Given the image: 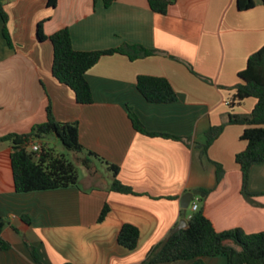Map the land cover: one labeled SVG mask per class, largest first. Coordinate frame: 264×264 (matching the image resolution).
Instances as JSON below:
<instances>
[{"label": "crops", "instance_id": "crops-1", "mask_svg": "<svg viewBox=\"0 0 264 264\" xmlns=\"http://www.w3.org/2000/svg\"><path fill=\"white\" fill-rule=\"evenodd\" d=\"M106 1L56 0L53 8L48 0L4 2L11 44L3 36L0 16V137L29 133L46 121L49 106L56 121L77 123L80 144L103 162L92 158L90 169L81 166L83 189L77 184L17 193L11 144L0 143V218L5 222L2 238L10 245L0 249V264H38L30 248L39 264H140L181 220L187 223L196 212L191 210L195 202L217 232H264V195L252 202L241 195L235 155L247 146L240 138L244 126H225L206 155L201 149L208 129L227 120L238 73L264 45L263 0H253L246 11L238 10L236 0H174L165 15L153 12L148 0ZM39 22L47 37L69 29L76 51L129 44L163 55L134 61L121 54L102 57L85 75L93 103L81 105L53 77L52 46L37 39ZM139 76L166 79L177 100L148 103L136 88ZM255 104L246 99L232 112L249 114ZM129 109L148 132L183 141L137 133ZM94 161L107 169L106 163L117 166L116 179L135 195L111 192L114 177L109 171L107 181L95 183L99 176L90 171ZM213 163L224 170L219 183ZM204 190L210 192L181 208L185 193ZM248 190L264 192V166L252 167ZM104 205L109 212L99 222ZM124 225L139 232L134 250L118 244ZM204 262L227 264V259L220 255Z\"/></svg>", "mask_w": 264, "mask_h": 264}, {"label": "trees", "instance_id": "trees-1", "mask_svg": "<svg viewBox=\"0 0 264 264\" xmlns=\"http://www.w3.org/2000/svg\"><path fill=\"white\" fill-rule=\"evenodd\" d=\"M0 0V16L3 22V36L10 45L9 34L6 29L7 15L3 9L4 2ZM112 0H107L109 4ZM173 0H148L150 9L165 15ZM239 11L253 8V0H236ZM56 0H48V7H55ZM264 4V0H263ZM43 22L37 25V39L48 40L53 50L51 72L53 77L68 87L75 95L76 102L81 105L93 103L90 86L85 78L86 73L104 56L121 54L131 61L147 58L154 55H163L160 51L147 49L141 45L123 44L117 48L99 51H76L72 46L69 29L62 28L50 36L42 31ZM193 73L192 69L189 68ZM239 83L231 88L234 91L228 106L230 112L227 120L218 126H213L205 133V143L201 146L206 155L207 149L220 136L227 125L244 126L241 140L246 141L245 150L235 155V162L241 172V195L249 202L262 193H251L248 190L249 174L252 167L264 166V45L254 52L247 60L245 68L238 73ZM136 88L141 96L152 104H168L177 100V95L169 82L164 78L139 76ZM253 98L256 104L249 114H235L232 109L244 100ZM128 117L133 129L148 137H162L183 141L180 137L168 134L148 132L134 112L129 109ZM51 138L57 140L71 155L84 154L79 159L80 165L90 169L92 158L103 162L96 154L85 151L79 142L78 125L61 123L55 120L48 106L46 121L35 125L29 133L23 135L9 134L0 137V143H10L12 152L10 163L14 189L17 193L54 190L77 186L78 170L72 160L64 154H55L42 140ZM32 143H38L39 152L29 149ZM216 168V182L223 177L224 170L218 163ZM114 179L110 184L111 192L135 195L132 189L116 179L118 167L106 163ZM210 190H204L207 195ZM199 200H203L198 198ZM109 212L104 205L98 221L105 219ZM5 222L0 218V249L8 250L10 245L3 240L2 231ZM139 232L132 225L122 226L117 241L127 250H134L137 246ZM31 256L39 264L38 255L34 248H30ZM225 256L227 264H264V232L246 234L236 228L217 232L211 222L205 217L202 210L193 213L187 220L186 228L169 235L164 241L157 244L147 258L140 264L167 263L174 261H190V264H205L204 258Z\"/></svg>", "mask_w": 264, "mask_h": 264}, {"label": "rangeland", "instance_id": "rangeland-1", "mask_svg": "<svg viewBox=\"0 0 264 264\" xmlns=\"http://www.w3.org/2000/svg\"><path fill=\"white\" fill-rule=\"evenodd\" d=\"M42 141L45 144H47L48 148H52L55 154H64L67 159L72 160L74 162V164L76 165L77 170H78V179H79L78 185L83 189L85 187V185L82 181L84 178V170L82 169V167L80 165L79 159H82L84 157V154L71 155L67 150H65V148H63V146L57 140H54L51 138H46ZM93 170H95V174L97 176H99V178L96 179L95 183L101 184L99 182V180L107 181V174H108L107 171H109V170L107 168H105V166L94 161V164H92L90 171L92 172ZM91 172H89V173H91ZM109 173H111V172L109 171ZM195 203L199 206L198 202H195Z\"/></svg>", "mask_w": 264, "mask_h": 264}, {"label": "water", "instance_id": "water-1", "mask_svg": "<svg viewBox=\"0 0 264 264\" xmlns=\"http://www.w3.org/2000/svg\"><path fill=\"white\" fill-rule=\"evenodd\" d=\"M195 196H199V197H203L204 196V193H201L199 191H194V192H188V193H185L182 197H181V200H180V206L182 209H187L189 204L191 203L192 199L195 197ZM187 226V223L185 220H181L179 222V224L172 229L171 231V234L173 233H176L184 228H186Z\"/></svg>", "mask_w": 264, "mask_h": 264}, {"label": "built area", "instance_id": "built-area-1", "mask_svg": "<svg viewBox=\"0 0 264 264\" xmlns=\"http://www.w3.org/2000/svg\"><path fill=\"white\" fill-rule=\"evenodd\" d=\"M29 149L31 151H33V152H39L40 151V146L37 143H32L30 145ZM191 210L192 211H197L198 210V205L196 203H191Z\"/></svg>", "mask_w": 264, "mask_h": 264}]
</instances>
